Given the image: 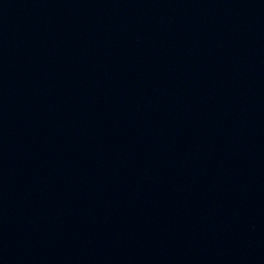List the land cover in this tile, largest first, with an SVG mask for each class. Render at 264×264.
Here are the masks:
<instances>
[{"label": "water", "instance_id": "95a60500", "mask_svg": "<svg viewBox=\"0 0 264 264\" xmlns=\"http://www.w3.org/2000/svg\"><path fill=\"white\" fill-rule=\"evenodd\" d=\"M0 156L102 264H264V0H0Z\"/></svg>", "mask_w": 264, "mask_h": 264}]
</instances>
